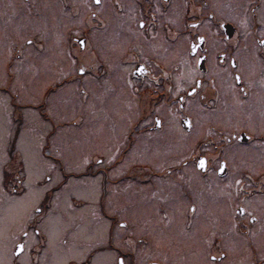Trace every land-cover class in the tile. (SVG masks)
Returning <instances> with one entry per match:
<instances>
[{"label": "rangeland", "instance_id": "374dc122", "mask_svg": "<svg viewBox=\"0 0 264 264\" xmlns=\"http://www.w3.org/2000/svg\"><path fill=\"white\" fill-rule=\"evenodd\" d=\"M6 1L16 9L6 12ZM147 1L143 9L139 0H0V173L9 190L21 181L16 196L2 189L0 174L2 214L14 215L16 201L19 214H36L49 193V217L60 220L59 229L64 215L73 219L72 237L80 239L78 248L64 244L53 228L52 264L66 255L82 258L94 246L100 249L91 264H254L255 243L264 258V191L254 174L238 173L239 152H246V163L256 160L250 169L257 172L263 149L253 143L228 148L229 174L199 173L191 158L198 144L181 125L179 110L160 109L157 86L131 74L137 50L146 60L173 56L171 41L160 37V0ZM144 18L151 23L143 33L138 20ZM79 36L86 37L82 48ZM158 111L165 116L160 135L146 132ZM142 112L148 115L137 120ZM129 136L135 139L123 154ZM219 161L214 154L211 167ZM105 165L116 178L106 192L114 223L104 218L102 205L97 211L102 175L93 172ZM240 205L259 218L247 233L236 228Z\"/></svg>", "mask_w": 264, "mask_h": 264}, {"label": "flooded vegetation", "instance_id": "af4514ba", "mask_svg": "<svg viewBox=\"0 0 264 264\" xmlns=\"http://www.w3.org/2000/svg\"><path fill=\"white\" fill-rule=\"evenodd\" d=\"M5 3L6 12L9 8L16 9V6L8 1ZM101 3L102 0H99L96 5ZM148 3L149 1L139 0L143 9ZM154 3L157 4V1ZM157 9L160 10L161 40L164 38L169 43L171 41L173 56L168 60L167 55L161 53L159 57L151 55L149 60H146L139 57L137 50L136 56L131 59V74L139 82L149 80L157 86L156 99L160 109H169L172 106L178 109L180 123L183 116L189 117V128L186 131L193 133L195 143L198 144L197 150L191 154L192 161L196 164L198 156L207 159L204 171L197 168L199 173L205 175L212 169L218 173V166L211 167L210 163L215 154L220 161L225 160L224 175L229 174L233 167L227 153L233 147L243 150L245 146L253 143L254 148L263 149L261 158H264V0H160ZM144 14L151 19L147 10ZM147 18L138 20V26L143 33L151 23ZM100 27L101 25H98V28ZM182 39L184 41L181 47ZM138 64H141L143 69L139 75H134L133 70ZM147 115V112H142L137 120ZM155 117L160 118L159 125L155 124ZM153 118V124L147 123L146 132L156 130L160 135L165 116L158 111ZM133 126L128 130V134L133 132ZM109 127L112 125L109 124ZM134 139L129 136L122 153L131 146ZM241 153L238 173L254 174L255 186L263 193L264 167L257 172L251 171L250 168L256 166V160L246 163V152L240 151L239 154ZM100 155L98 153L96 156L98 161H101ZM108 165L94 168L93 175H102V191L97 200V211L100 213L103 208L104 218L114 223L117 216L112 210L113 207H110L106 192L109 190L108 186L115 183L116 178L110 176ZM243 165L244 167H241ZM246 165L249 168L245 167ZM160 173L162 174V171ZM0 174L2 189L16 196L20 195L21 181L18 180V186L15 184L9 190L5 171ZM17 202L13 203L14 216L2 214L7 205L0 201V264H52L53 251L48 248V244L53 228L56 229L58 241L61 239L64 244L71 242L73 247H77L74 242H79L80 239L77 236L72 237V230L78 225L74 227L73 219L70 220L64 215L59 229L60 220H52L47 214L48 198L45 197L42 204L36 206L38 213L31 215L19 214ZM106 202L112 212L106 211ZM237 218L239 223H245L236 227L244 233L259 221L257 216L246 214L245 210L238 212ZM126 222L127 220L119 221L121 225ZM68 223H71L70 228L67 227ZM109 235L111 237V232ZM5 237L9 239L6 243ZM95 248L100 249L99 246H94L93 249ZM93 249L79 259L66 255L63 258H66L65 261L59 259L57 264H91L96 253ZM259 250L255 243L254 264H264ZM118 253H121L122 257L131 254L130 251ZM220 256H227L225 249L220 252ZM220 256L215 257L212 253L210 259L218 261ZM118 264H123V261Z\"/></svg>", "mask_w": 264, "mask_h": 264}, {"label": "water", "instance_id": "95a60500", "mask_svg": "<svg viewBox=\"0 0 264 264\" xmlns=\"http://www.w3.org/2000/svg\"><path fill=\"white\" fill-rule=\"evenodd\" d=\"M95 2H98L99 0H94ZM77 41H78V43H79V47L80 48H82L83 46H84V44H85V38L84 37H80V38H77ZM142 65H137V68L134 70V73L135 74H140V72L142 71ZM158 122L159 121H157V123L156 124H158ZM182 123L186 126V127H188V124H187V122L185 123V121H182ZM201 159H203L204 160V166L203 167H200V161H201ZM196 165H197V168L199 169V170H201V171H204L205 169H206V166H207V163H206V158L205 157H203V156H198L197 157V161H196ZM224 172H225V166H224V162H221V165H220V167H219V169H218V174H224ZM191 208H192V206H191ZM237 210H239L240 212L242 211V209L240 208H238ZM119 262L121 263V260L119 259ZM149 264H160V263H158V262H150Z\"/></svg>", "mask_w": 264, "mask_h": 264}, {"label": "snow or ice", "instance_id": "6c2138e0", "mask_svg": "<svg viewBox=\"0 0 264 264\" xmlns=\"http://www.w3.org/2000/svg\"><path fill=\"white\" fill-rule=\"evenodd\" d=\"M201 39H203V38L201 37ZM203 166H204V160L201 159V161H200V167H203Z\"/></svg>", "mask_w": 264, "mask_h": 264}]
</instances>
